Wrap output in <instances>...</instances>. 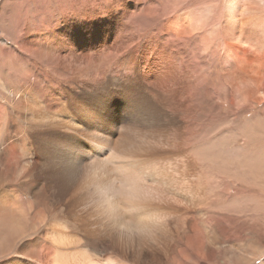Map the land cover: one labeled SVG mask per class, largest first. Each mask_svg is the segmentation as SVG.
Listing matches in <instances>:
<instances>
[{
  "label": "bare ground",
  "instance_id": "1",
  "mask_svg": "<svg viewBox=\"0 0 264 264\" xmlns=\"http://www.w3.org/2000/svg\"><path fill=\"white\" fill-rule=\"evenodd\" d=\"M116 3L10 37L59 74L5 54L21 77H0V264H264V114H247L256 82L220 77L225 97L186 77L184 61L223 47L233 75L225 43L243 0H227L222 20ZM134 15L168 21L136 35ZM149 56L178 70L146 77Z\"/></svg>",
  "mask_w": 264,
  "mask_h": 264
},
{
  "label": "rangeland",
  "instance_id": "2",
  "mask_svg": "<svg viewBox=\"0 0 264 264\" xmlns=\"http://www.w3.org/2000/svg\"><path fill=\"white\" fill-rule=\"evenodd\" d=\"M116 1L119 2L122 0H0V77H21L20 71L9 69L5 63V54L8 52L9 48L16 50L15 52H18V54L22 53L21 55L19 54L18 60L20 59V61L24 62L26 65H32L33 67L35 66L36 73L38 75L43 77H58L59 73H52L51 68L53 67H46L43 64L38 63L36 59L31 58L26 54L24 56V50L15 45L13 38L10 37L17 33V35H19V32L21 35V33H25L29 29L53 30L58 26V20L63 17H78L80 15L85 16V13H87V16H89L88 14L93 13L104 15L107 13L105 11L108 6H113L111 12H119L121 9L118 7ZM129 1L136 3V5H131L133 6L131 9L132 11H140L139 13H141V11L143 12L145 10L144 8H147L144 7V4L145 6H148L151 4V2H153L155 5L158 3L160 8L164 7L163 11H168L169 14H173L174 11L177 12V14L182 15H197L198 13L202 15L215 14L219 17V19L222 20L224 19L227 0ZM127 8L126 10L128 11L129 8ZM242 10L243 11L239 13L240 22L235 30V36H238L239 38L237 37L235 40L227 39L225 43L226 45H230L234 49H237H235V51L238 53L237 60L235 61L236 71H234L233 75L231 73H226L223 70L224 64L222 63V47L218 56L214 60L210 59L211 57L209 59L207 58V60L206 58L199 60L191 53L189 56H186L184 61L185 65L187 66V72L190 75L186 77H207L204 79V85L207 91L212 92L214 91L213 89L215 87L221 89L223 88V94L225 97L229 95V90L225 88L224 85L217 83L220 77H238V81L245 77H251L252 79L254 78L253 80L256 83L252 84L253 88L251 87V92L254 95V99L251 100V103H248L247 105V107L249 106L248 108L250 109L247 114L249 116L256 117L258 115L264 114V0H243ZM167 21V18H165L163 21H161V23L159 21L156 22V20L153 19H147L146 22L140 18V16L135 17L134 15V17L128 21L130 22L128 24L136 28L134 34L141 35L143 32L142 35L146 36L147 34H150L152 37H154L155 35L162 34L164 32ZM2 32H4V34ZM132 35L130 34V36ZM5 37L9 42L7 44L4 40ZM2 39L4 43L1 41ZM135 44H137V42H135ZM172 44L174 43L172 42ZM191 46L192 42L189 40L186 46H184L185 50H188L189 47L191 48ZM87 51L79 53L76 57L79 60H85L83 57H88L87 54L89 52V54H92L91 51ZM152 61L153 57L149 56V61L146 65H144V67L148 70H150V68L152 69L153 67V76H151V73H148L146 77H166L167 74L168 77H173V73H176V70H178L177 68H174L173 65L166 68L162 67V58L160 60H155V65H151ZM261 83L263 86H261ZM219 85L221 87H219ZM244 118L245 116H243L242 121L245 122ZM242 124L243 123H240V125ZM236 128L240 130V126ZM240 133L241 130L239 134Z\"/></svg>",
  "mask_w": 264,
  "mask_h": 264
}]
</instances>
